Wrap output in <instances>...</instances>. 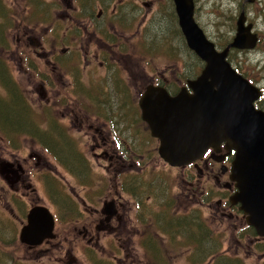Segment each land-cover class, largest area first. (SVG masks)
<instances>
[{
	"label": "rangeland",
	"instance_id": "obj_1",
	"mask_svg": "<svg viewBox=\"0 0 264 264\" xmlns=\"http://www.w3.org/2000/svg\"><path fill=\"white\" fill-rule=\"evenodd\" d=\"M145 1L149 2L150 0ZM96 2L100 1L96 0ZM138 2L140 3V1ZM195 3L198 6L197 17L199 23L203 26L201 27L206 30L207 34L215 42L217 41L220 44V48L234 34L235 20L240 11V4L244 5L247 17L249 19L255 18L257 27L264 33V0H256L255 3H249L246 0H196ZM159 6V15L156 19H160L162 22L160 20L154 22L151 28L152 26H161L162 30H159L157 33L152 30L150 33L145 32L144 45L153 39V35H156L157 38L154 40L157 43L172 42V55L165 52L163 48L155 53L144 49V54L138 55L135 54L136 52L131 54L133 59L130 56L127 60L128 71H123L122 73L123 75L126 74V80L129 84L127 92H130L133 97H136L138 91L144 88L145 85L140 88L141 84H149L154 76H158L171 65L172 78L178 79L193 77L198 74L199 68L202 67V64L199 63L198 58L194 54L193 57H189L188 53L182 49V47L186 48V44L179 35L178 27H176L171 0H160ZM22 8L23 5L19 0H0V28L3 29L4 39V42H0V65L5 72L10 74L13 84L12 88L17 89V94L22 96L21 102L28 110L25 113L29 120L36 121L45 128L48 139L42 138V140L48 144H53L49 138L53 136L54 138H58L60 147L64 146L60 148L61 150L57 149L58 153L63 151V154L60 152L62 155L71 158L69 153L75 151V157L74 160L72 158L68 160L58 155L60 159L56 160L52 154L43 150L44 148L32 137L25 134V129L23 132L14 133L12 129H18L21 126L17 124L14 113L11 112V129H0V161H11L13 169H16L19 164L22 171H18L20 179L13 182L11 187L0 174V264H108L106 260L110 261L111 259H116L115 264H132V258L135 259L133 264H143V256L135 245L131 250H128L133 256L127 259L123 257V250L114 252L106 250L105 242L108 230L105 227L102 228L98 239L90 240L95 232L96 225L100 224V220H98L99 216L93 208H90L89 204L95 205V208L98 210L104 207V202H111L114 206V201L110 199L115 194L120 193L122 195L123 193L119 191L118 187L121 176L118 177L115 174L122 171L128 174L129 177H126V179L130 178L131 180L130 184L125 183V185H135L141 191L145 189V194L141 193V199H144L145 195L150 194L147 187L152 188L151 195L153 197L147 204H149L151 211L153 210L157 213L156 216L159 215L160 228L165 225L163 224L165 220L168 221L167 216L169 212H172V236H174L173 240L175 239L181 244V248L178 249L175 242L172 241V253L169 252L171 259L164 257V261L161 260L160 264L191 263L192 260L188 257V254L193 253L194 247L191 246L195 243L191 240V231L199 229L196 225L198 223L196 222L197 217L191 215L198 214L193 207L194 205L197 206L194 202L198 199L202 183H197L196 187L193 186L194 189L192 188V191H190V188L183 181L184 171L180 169L183 165L168 166L167 162L157 154V140L150 137L146 124L140 120L139 116H133L131 107L128 110L127 122H119L118 120L117 126L118 129L121 128L123 131L121 135L126 146L131 147L136 153L137 157L130 155L131 159L129 162H135L132 158H136L139 159L142 166H146L147 171L141 174L138 171L135 172L134 169H137L136 164H134L133 170L128 171L126 167L118 171L114 170L117 163L113 155H116L117 152L113 151L114 146L105 132H101L100 134L92 128L93 126L95 127L92 120L85 117L80 119L75 117L73 113L66 115V119H62L59 114L61 105L58 106L54 101L56 89L54 90L52 99L53 106H50V110H48L43 103L44 98L41 97L40 88L43 77V62L32 54L31 58L24 59L23 57V51L30 53L31 48L28 47L27 40L25 39L27 34L25 33L26 27L20 23L24 15ZM128 8L130 9V7ZM167 14H171L172 18V40L169 36L171 35V24L167 21ZM37 17L41 18L40 13H37ZM3 18L5 20H2ZM139 18L137 17L136 20L129 23L133 24V27L129 28L127 32L129 36L135 33L139 23L137 19ZM3 22L6 23V27ZM29 28L32 29V26L28 27V31ZM29 34L31 36L32 32H29ZM19 37L20 42L17 41ZM263 43L264 41L261 43L259 49L255 51L236 52L238 54L235 57L237 60L242 59L245 67L250 68V64L260 67L264 66ZM139 44V40L133 39V42H130L131 51H139ZM138 57H141V60H137ZM258 60L259 62H257ZM32 66L36 68L32 69ZM143 67L144 74H141L140 70ZM33 70L37 71H35V75ZM50 77L55 79L58 86L66 82V77L59 74L57 70ZM91 78L94 79L93 73H91ZM99 78H97L96 82ZM84 83L87 82L85 81ZM7 87L0 77V97L7 98ZM48 95L50 96L49 92ZM87 96L89 95L87 94ZM62 123L66 126V130L68 131L66 136L69 137L63 136L60 133L63 127ZM8 126L6 123L3 124L5 128ZM96 126L98 127V125ZM23 127L26 128V125ZM3 131L6 133L10 132V136L12 137L11 142L6 139ZM69 144L74 146L73 150L67 147ZM108 147L112 148V151L109 150V153L113 156L112 160L103 153L104 149ZM145 152H149L150 154L140 159V156H144ZM30 153H32V156ZM33 153L38 155L37 159H35ZM76 164L80 166L79 168L83 170V173L76 170ZM76 176H79V178H76ZM50 180L54 183L52 184L53 188L60 191L57 215L63 217L64 221L62 225L56 221L53 228L54 238L44 241L48 242V244L29 247L21 243L18 237L19 229L25 223L26 211L34 205L46 206L53 213L56 211L54 201L50 197V193H48L49 188L47 189L46 186V183ZM148 181L152 182L149 183ZM28 183L31 187L27 186ZM210 183L213 186V182ZM194 192L196 193L194 194ZM51 195L56 201V197L58 196L54 195V193ZM170 198L172 199V206L168 209L167 206L171 204L169 202ZM82 200L84 203H82ZM123 201L127 203L126 208L124 207L125 210L131 211L133 208L132 203L124 199ZM152 202L154 204L153 207L151 206ZM199 207L203 211L202 217L207 216L211 212V209L207 208L205 204L199 205ZM179 217L181 218V223L187 227L185 232L182 230V232L176 231L178 227L183 226L181 224L177 226L175 223V220L177 221ZM206 219L211 224L210 233L213 235V242L208 239V241L196 246L203 249V253L211 249H220V251L227 254L237 255L243 260L244 264H264V245L254 244V242L250 243L251 238L249 237V233H245L244 238L240 236V242L234 235L236 232L235 228L240 226L238 220L221 218L216 214ZM126 220L127 227L125 225ZM126 220L124 222L121 217L117 220L114 218L110 223L114 232L119 236V242H127L124 238L128 231L130 233L128 234L131 236L130 242L135 243L137 229L135 226H132L129 215H126ZM187 224L190 225L188 226ZM191 224H194V226ZM159 239L160 243L166 241L163 229L159 231Z\"/></svg>",
	"mask_w": 264,
	"mask_h": 264
},
{
	"label": "flooded vegetation",
	"instance_id": "obj_2",
	"mask_svg": "<svg viewBox=\"0 0 264 264\" xmlns=\"http://www.w3.org/2000/svg\"><path fill=\"white\" fill-rule=\"evenodd\" d=\"M19 1L23 5L22 9L24 11L20 23L26 27L25 33L27 34L25 39L27 40L28 47L31 48L30 53L23 51V57L24 59L31 58L32 54L43 62V77L41 76L42 84L40 88L45 107L50 110V106H53L52 99L54 90L56 89L57 92L54 101L58 106L61 105L59 114L62 119H66V115L73 113L75 117L80 119L85 117L86 119L92 120V123L95 125V127L93 126L92 128L95 129V131L100 134L101 132L106 133L114 146L113 151L117 152L116 155H113L117 163L114 170L118 171L125 167L128 171L133 170V166L136 164L135 166L137 169H134L135 172L138 171L140 174L146 172V166H142L139 159L132 158L135 162H129L131 159L130 155L133 157L137 156L131 147L128 145L126 146L124 143L121 135L123 131L121 128H119L121 129L119 130L117 126L118 120L119 122L126 123L128 110L131 107L133 116H139L140 120L146 124L150 137L157 140L156 151L159 155V139L151 135L148 124L141 116V109L139 106L141 95L149 85L163 87L171 96L175 95L182 87H186L187 91L191 93L192 91L186 85V81L188 79H194L204 66L203 62L195 55L199 63L202 64V67L199 68L198 74L193 77L184 79L172 78L171 65L167 69H164L158 76H154L149 84H141L140 88L145 86L142 90L138 91L136 97H133L130 92H127L129 84L126 80V74L123 75L122 72L128 71L127 60L130 58L131 54L135 52V54L138 55L144 54V49H148L155 53L163 48L165 52L172 55V42L157 43L154 40L157 38L156 35H153V39L149 40L150 42L144 45L145 32L150 33L152 30L157 33L159 30H162L161 26H152L151 28L154 22L160 20L156 19L159 15L160 0H150L149 2L145 0H99L100 2L98 3L96 0H34V3L33 0ZM138 1H140V3ZM171 2L176 27H178L179 35L186 44L178 25V18L173 0H171ZM195 2L196 0H194V20L197 24H200L197 17L198 6ZM246 2L255 3L256 0H246ZM53 7L55 8L54 10ZM128 7H130V9ZM242 11L246 17L245 23L251 24V31L256 35V42L250 49L229 47L226 60L237 73L241 74L252 85L261 90V96L254 102V105L256 109L264 110V66L260 67L250 64V68L245 67L242 59L237 60L235 57L236 54H238L236 52L244 53L259 49L261 43L264 41V33L257 27L256 19H249L245 13L244 5L240 4L239 13ZM8 12L11 16L9 9ZM37 13H40L41 18L37 17ZM166 16L168 17L167 21L171 24V35H168L172 40L173 24L171 14H167ZM137 17H140L137 19L139 20L136 27L137 29L133 35L129 36L127 32L129 28L133 27V24L129 23L136 20ZM2 20H5V18ZM236 20L233 36L228 41L224 42L221 48L220 44L216 41L219 44L218 47L215 40L202 28L203 26L201 24L199 26H202L201 28L206 37L215 44L216 48L222 51L228 46L235 35ZM160 22H162V20H160ZM29 24L32 26V29L29 28L28 31ZM35 28L37 29L35 30ZM29 32H32L31 36ZM131 39L132 41H130ZM133 39L139 40V51H131L130 42L132 43ZM17 41H21L20 37L17 38ZM182 49L188 53L189 57H193L194 52L189 49L187 45L186 48L182 47ZM131 59H133L132 56ZM138 59L141 60V57H138L137 60ZM257 62H259V60ZM148 67H150V65H148ZM31 68L35 69L36 67L32 66ZM56 70L59 74L66 77V82H64L63 85L58 86L55 79L50 77ZM33 71L35 75L36 70ZM140 71L141 74H144V67ZM91 73L94 74V79L91 78ZM98 77L100 78L96 82ZM85 81L87 83H84ZM87 94L89 96H87ZM61 125L63 127L60 133L63 136L67 135L68 131L66 130V126L63 123ZM96 125H98V127ZM109 150L112 151V148L108 147L104 149L103 153L112 160L113 156L109 153ZM235 153L234 150L226 149L224 143L218 145L217 150L213 147H208L200 158L180 167V169L184 171L183 181L185 185L190 188V191H192L193 186L196 187L197 183H202L198 199L194 202L197 206L194 205L193 207L198 213L195 214V216L200 218L205 224L201 225L202 228L207 231L208 228L211 230V224L206 218L214 214L219 215L221 218L238 220L240 226L235 228L236 232L234 235L239 242L241 241V237L244 238L245 233H249V237L251 238L250 243L254 242V244H260L262 246L264 245V236H259L255 228L247 224L246 220L248 215L242 210L240 198H242L243 186L240 180L231 178V168ZM30 154L32 156V153ZM33 154L35 159H37L38 155L36 153ZM149 154V152H145L144 156L141 155V158L138 157L142 159ZM167 165L171 166L168 163ZM84 166L86 167V165ZM122 172H116L115 174V176H121L118 187L119 191L123 193L122 195L120 193L115 194L113 198L110 199L115 203L113 206L114 213L112 215H107L104 211V207L98 210L95 208V205L89 204L90 208H93L99 216L98 220H100V224L96 225L95 232L90 240L98 239L100 232H102V228L105 227V229L108 230L105 242L106 250H110L111 252L123 250V257L127 259L133 256L128 250H131L135 245L143 256V264H160L161 260L164 261V257H169V259H171L169 252L172 251V212H169L167 216L168 221L163 217L165 223L161 221L165 225L160 228L159 215L156 216L157 213L153 210L151 211L149 204H147L153 197L151 195L152 188L148 186L147 190L150 194L145 195L144 199H141V193L145 194V189L141 191L137 189L135 185H125V183L130 184L131 180L130 178L126 179V177L129 176L125 172H123L124 174L122 176ZM81 175L83 176V174ZM76 178H79V176H76ZM148 182L150 183L152 181ZM210 182H213V186ZM27 186L31 187L29 183ZM195 193L196 192H194V194ZM123 199L132 203L133 208L131 211L128 212V210H125L127 203L124 202ZM171 201L172 199L170 198L169 202L171 204L167 206L168 209L172 206ZM82 203H84L83 200ZM202 204H205L207 208L211 209V212L208 213L209 215L207 214L205 217L201 216L203 215V211L199 205ZM153 205L152 202L151 206L153 207ZM75 211L77 212V210ZM126 215H129L132 226H135L137 229L135 243L130 242L131 236L128 231L124 238L127 242H119V236L114 232L110 223L114 218L117 220L120 217L125 222ZM103 222H105L104 225ZM125 225L126 227L128 226L127 220ZM85 228L87 227L85 226ZM161 229H163L166 236V241L164 243H160L159 239V231H161ZM43 244H48V242H44ZM61 245L63 244L61 243ZM106 261L108 264L116 263V259ZM131 261L133 264L135 259L132 258Z\"/></svg>",
	"mask_w": 264,
	"mask_h": 264
},
{
	"label": "water",
	"instance_id": "obj_3",
	"mask_svg": "<svg viewBox=\"0 0 264 264\" xmlns=\"http://www.w3.org/2000/svg\"><path fill=\"white\" fill-rule=\"evenodd\" d=\"M251 1V0H248ZM179 27L190 49L204 61L200 74L187 80L175 95L160 86L149 85L140 97L142 119L152 136L159 139V155L170 165H185L200 158L208 147L217 150L224 143L234 150L232 179L240 180L242 210L247 224L264 236V111L254 107L260 90L250 84L226 61L229 47L250 49L256 42L244 12L236 20L232 41L222 50L206 38L193 18V0H174ZM0 161V174L11 186L20 179L18 164ZM107 215L114 213L104 203ZM54 218L43 205L31 206L19 230V241L29 247L54 238Z\"/></svg>",
	"mask_w": 264,
	"mask_h": 264
},
{
	"label": "trees",
	"instance_id": "obj_4",
	"mask_svg": "<svg viewBox=\"0 0 264 264\" xmlns=\"http://www.w3.org/2000/svg\"><path fill=\"white\" fill-rule=\"evenodd\" d=\"M3 23H5V22H3ZM5 27H6V23H5ZM5 31H6V29H5ZM0 42H4L3 29H1V28H0ZM0 77L2 79V82L8 86L7 87V91H8L7 92L8 93L7 98L0 97V129L1 128H3V130H10L11 129L10 125H11L12 121L10 120V115H11V112H13L14 117L16 118L15 121L17 122V124L19 126H21L18 129H12V130H14V133H19L20 131L23 132V130L25 129L24 133L29 135L30 137H32L40 146H42L50 154H52L56 160L60 159V157L58 155H60L64 159L67 158L68 160H71V158H72L74 160L75 151H71L69 153L71 155V158H69L68 156L62 155L63 151L62 152L60 151L62 154L60 152L58 153L57 149L61 150L60 148L64 147V146L60 147V142H59L58 138H54V136L49 138L50 141H52V143L54 145L51 143L48 144V143L44 142V140H42V138L48 139V136L46 135L47 132L45 131V128L42 127V124L40 125L36 121L33 122V121L29 120V118L27 117V115L25 113L28 110H27V108H25V106H23V103L21 102L22 96L17 94V89L12 88L13 84H12V80L10 78V74L5 72V70L1 67V65H0ZM4 123L8 124L9 126L6 128L3 127ZM25 125H26V128L23 127ZM3 133H4V136L6 137V139H8L11 142L12 137L10 136V132L6 133L3 131ZM64 136H66V135H64ZM66 137H69V136H66ZM49 145L52 146L53 148L50 147ZM67 147L72 148V150L74 149L73 148L74 146H72L70 144ZM79 167L80 166H78L76 164V166H75L76 170L80 171V173H83V170H81ZM52 184H54V183H52L50 180V181H48V183H46V186H47V189L49 188V190H50V192L48 190V193H50L49 195L54 201L55 208H58V206H59L58 201L60 200V198H59L60 197V195H59L60 191H58L57 189H54ZM52 193H54V195L58 196V197H56V201H55L54 197H52V195H51ZM60 211H62V209H60ZM194 215H191V216L197 217ZM59 218L61 220H63V217L59 216ZM196 222H198L196 225L199 227V229L198 230L193 229L191 231V237H192L191 240L195 243L192 244V246H191V247H194L193 253L188 254V257L192 260L191 263L188 262V264H200V263L201 264H244L243 260L240 257H238L236 255L227 254L226 252L220 251V249H211V250L207 251L206 253H203V251H202L203 249H201L200 247H196L200 243L208 241V239L213 242V235L210 233L211 232L210 229L208 228V231H207L206 229L202 228L201 225H205V224L198 217H197ZM175 223L177 224V226H179L180 224L183 225L181 223L180 217L177 218V221L175 220ZM187 225L189 226L190 224H187ZM191 225L194 226V224H191ZM181 230L185 232L187 230V227L185 225H183V226H180L176 229V231H178V232H182ZM172 241L175 242L176 247L178 249L181 248V244L178 243L175 239L173 240V236H172ZM174 250H176V249H174ZM198 258H200V259H198Z\"/></svg>",
	"mask_w": 264,
	"mask_h": 264
}]
</instances>
